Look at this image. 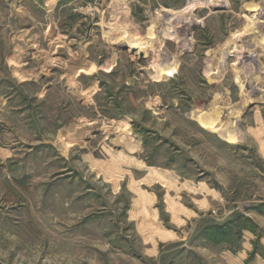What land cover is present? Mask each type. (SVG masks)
<instances>
[{
  "label": "rangeland",
  "instance_id": "374dc122",
  "mask_svg": "<svg viewBox=\"0 0 264 264\" xmlns=\"http://www.w3.org/2000/svg\"><path fill=\"white\" fill-rule=\"evenodd\" d=\"M49 1L0 0V264L264 255V0Z\"/></svg>",
  "mask_w": 264,
  "mask_h": 264
},
{
  "label": "bare ground",
  "instance_id": "6f19581e",
  "mask_svg": "<svg viewBox=\"0 0 264 264\" xmlns=\"http://www.w3.org/2000/svg\"><path fill=\"white\" fill-rule=\"evenodd\" d=\"M49 3L50 5H53L52 0L49 1ZM175 69H176V66L171 67V68L169 67V68L163 69V72L166 75H168L169 73H172ZM94 89L95 87H92V90ZM218 116H219L218 114L207 115V114L201 113L197 116V118L203 127L215 130L216 132L224 136L228 142H231V143L237 142L239 140L238 135H235L234 133H232L230 127H227V126L219 127L220 125L218 126L219 124Z\"/></svg>",
  "mask_w": 264,
  "mask_h": 264
},
{
  "label": "crops",
  "instance_id": "0c3cea01",
  "mask_svg": "<svg viewBox=\"0 0 264 264\" xmlns=\"http://www.w3.org/2000/svg\"><path fill=\"white\" fill-rule=\"evenodd\" d=\"M262 243L264 245V237L262 239ZM264 249V247H263ZM252 264H264V255H256V257L254 258V260L252 261Z\"/></svg>",
  "mask_w": 264,
  "mask_h": 264
}]
</instances>
